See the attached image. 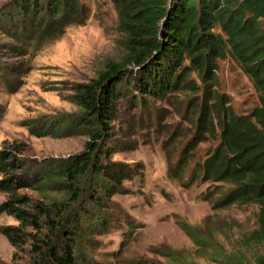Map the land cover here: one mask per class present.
I'll use <instances>...</instances> for the list:
<instances>
[{
    "label": "rangeland",
    "instance_id": "rangeland-1",
    "mask_svg": "<svg viewBox=\"0 0 264 264\" xmlns=\"http://www.w3.org/2000/svg\"><path fill=\"white\" fill-rule=\"evenodd\" d=\"M82 1L88 8L85 21L70 24L59 37L49 39L29 34L32 26L23 28L18 0H0V150L15 151L27 163L12 174H30L42 162H65L85 149V132L64 129V119L78 112L71 101L74 87L90 82L108 61L124 55L114 0ZM216 74L214 89L230 98L236 112L248 113L259 104L258 91L236 59H219ZM188 81L190 89L163 99L135 98L131 89L121 88L124 97L108 148L115 161L128 163L136 172L113 196L112 228L91 232L94 225L88 221V248L80 250L81 264H220L231 254L253 259L262 249L245 246L246 235L257 224L258 205L215 207L231 184L198 178L207 153L218 143V128L192 151L188 165L178 163L196 130L203 99L197 73ZM36 186L0 191V205L21 195L43 204L63 197L54 190L57 183L44 190ZM184 222L194 227V235L182 228ZM20 224L14 215L0 212V264L33 263L37 254L31 250L32 235L42 232L27 226L32 235L14 245L2 231Z\"/></svg>",
    "mask_w": 264,
    "mask_h": 264
},
{
    "label": "trees",
    "instance_id": "trees-1",
    "mask_svg": "<svg viewBox=\"0 0 264 264\" xmlns=\"http://www.w3.org/2000/svg\"><path fill=\"white\" fill-rule=\"evenodd\" d=\"M114 3L124 55L108 61L90 82L75 85L71 101L78 112L74 118L64 119L65 130L76 127L87 134L85 149L65 162H42L30 174L10 173L27 163L15 151L0 150V191L16 192L36 185L44 190L57 183L54 190L63 193L62 199L48 204L26 195L4 202L0 212H9L21 224L6 227L3 233L18 245L32 235L26 232L27 226L42 232L32 235L31 250L37 254L32 264H81L80 250L88 248V221L94 225L91 232L107 233L112 228L113 196L136 172L128 163L115 161L108 148L112 122L124 97L121 88L131 89L135 98L163 99L174 91L190 89L188 76L195 72L203 85V99L198 105L196 130L182 148L178 163L188 165L192 151L218 128V143L207 153L198 178L231 184L215 207L258 205L257 224L246 235L245 246L262 247L253 259L231 254L220 264H264V0ZM16 9L23 28L33 27L26 29L29 34L49 39L59 37L70 24L83 23L88 13L82 0H18ZM227 56L240 63L259 93V104L248 113L236 112L230 98L214 89L218 60ZM181 226L194 235L192 225L184 222Z\"/></svg>",
    "mask_w": 264,
    "mask_h": 264
}]
</instances>
